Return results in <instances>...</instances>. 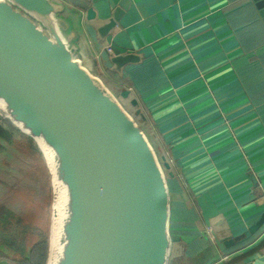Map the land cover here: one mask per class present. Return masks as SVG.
<instances>
[{
    "label": "crops",
    "instance_id": "crops-1",
    "mask_svg": "<svg viewBox=\"0 0 264 264\" xmlns=\"http://www.w3.org/2000/svg\"><path fill=\"white\" fill-rule=\"evenodd\" d=\"M84 1L105 29L123 0ZM58 2L62 37L171 166L168 264H264V19L254 0H129L102 34L87 9ZM108 45L140 60L113 70ZM204 192L237 237L224 251L197 204Z\"/></svg>",
    "mask_w": 264,
    "mask_h": 264
},
{
    "label": "water",
    "instance_id": "water-1",
    "mask_svg": "<svg viewBox=\"0 0 264 264\" xmlns=\"http://www.w3.org/2000/svg\"><path fill=\"white\" fill-rule=\"evenodd\" d=\"M58 1L0 0V107L35 141L51 178L47 264H168L170 165L162 167L142 126L62 37ZM67 1L87 9L101 34L129 3L102 29L84 0ZM254 2L264 19V0ZM111 60L122 72L140 57L114 47ZM196 201L219 248L233 246L210 194Z\"/></svg>",
    "mask_w": 264,
    "mask_h": 264
},
{
    "label": "rangeland",
    "instance_id": "rangeland-1",
    "mask_svg": "<svg viewBox=\"0 0 264 264\" xmlns=\"http://www.w3.org/2000/svg\"><path fill=\"white\" fill-rule=\"evenodd\" d=\"M0 123L16 126L1 107ZM20 140L23 143L15 155L0 151V260L39 264L46 240L47 264L52 227L51 178L43 154L34 152L25 137ZM157 155L163 167L165 158ZM165 173L167 177V170Z\"/></svg>",
    "mask_w": 264,
    "mask_h": 264
},
{
    "label": "trees",
    "instance_id": "trees-1",
    "mask_svg": "<svg viewBox=\"0 0 264 264\" xmlns=\"http://www.w3.org/2000/svg\"><path fill=\"white\" fill-rule=\"evenodd\" d=\"M4 121L7 122L6 120ZM6 124H8V126H3V124L0 123V151L4 152L6 150L5 153L7 155L11 153H14L15 155L19 151L20 145H22L23 143V141L20 140L22 139V137H25L26 139L30 141L31 147L33 148L34 152L35 150H39V147L37 146L35 141L30 136H24L21 133V130L18 127L12 125L11 123H6ZM2 141L7 142V144L2 143ZM6 240L9 242V238H6ZM46 243L47 241L45 240L43 244L44 254L42 258L40 259V261H38L39 264H44L45 257H46V251H45ZM19 249L20 248H18V250Z\"/></svg>",
    "mask_w": 264,
    "mask_h": 264
},
{
    "label": "built area",
    "instance_id": "built-area-1",
    "mask_svg": "<svg viewBox=\"0 0 264 264\" xmlns=\"http://www.w3.org/2000/svg\"><path fill=\"white\" fill-rule=\"evenodd\" d=\"M106 50H107L109 53H113V46L108 45V46L106 47ZM230 255H231V253H226V254H224V255L221 257L220 260H225V259H227Z\"/></svg>",
    "mask_w": 264,
    "mask_h": 264
}]
</instances>
